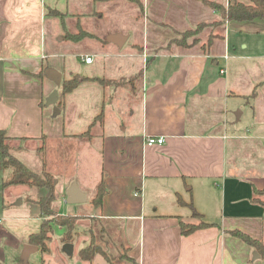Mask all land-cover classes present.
Here are the masks:
<instances>
[{"label": "crops", "instance_id": "crops-1", "mask_svg": "<svg viewBox=\"0 0 264 264\" xmlns=\"http://www.w3.org/2000/svg\"><path fill=\"white\" fill-rule=\"evenodd\" d=\"M52 9L77 17L78 28L92 34L76 53L85 68L74 69L60 56L62 41L75 33L59 38L64 17ZM107 9L111 24L109 18L98 26ZM220 16L200 0H0V130L13 141H32L13 154L27 166L25 153L37 157L35 170L46 168L56 178L69 164L63 145L79 140L86 146L81 161L72 158L76 169L66 184L76 182L85 190L83 166L98 161L97 183L85 201L99 218L121 224L118 230L137 232L138 264H262L257 251L229 230L241 229L264 242V206L251 200L254 187L264 188V146L256 142L264 140V110L260 116L256 108L241 125L234 119L237 109H246L243 102L252 105L264 87V20L208 28L204 43L212 30L218 34L209 52L198 44H170L176 30ZM136 23L148 26L147 32L134 31ZM116 34L123 35L122 44L110 40ZM86 55L93 56L91 63L82 60ZM44 65L59 70L63 79L79 74L81 81L63 94ZM140 71L137 90L91 79L127 78ZM256 86L248 103L246 96ZM55 88L59 113L46 104ZM89 129L91 136H79ZM158 136L164 143H146ZM103 176L108 191L96 206L92 200ZM6 189L0 180V264H17L25 259L21 252L31 231L27 224L18 226V233L14 221L37 218L39 231L42 218L32 201L37 212L32 217L6 213ZM46 193L38 189L35 198ZM178 194L193 200L204 220L216 225L182 235L180 221L198 219L188 205L178 204Z\"/></svg>", "mask_w": 264, "mask_h": 264}, {"label": "rangeland", "instance_id": "rangeland-1", "mask_svg": "<svg viewBox=\"0 0 264 264\" xmlns=\"http://www.w3.org/2000/svg\"><path fill=\"white\" fill-rule=\"evenodd\" d=\"M134 4L136 5V11L138 13H141L139 2L136 1L134 2ZM127 11H128L127 13H131L130 10ZM106 13H107L106 18L104 19L105 21L101 22L100 24L98 23V26H103L109 23V18L112 15L111 10L107 9ZM49 19L48 21L51 22L53 21L52 19L50 20ZM62 19L60 20L62 22L61 24L62 29H60L62 35H60L59 38L64 37L66 33L69 32L77 33L80 30V27L78 28L79 20L77 19V17L69 15L67 16V18L64 17V19L63 20ZM112 20L113 19L110 18V24ZM218 20L202 21L201 23L197 24L192 28L185 29V30H190V29H196L198 28V26L201 27L200 31L194 37L189 38V42L192 44L195 41H197L198 42L197 44L202 47L203 44H205L203 40L206 39L207 29L208 28L215 29V27L217 26H213L212 23ZM139 22L143 24V19L139 18ZM137 23L134 24V26L132 27L134 31L139 29L138 32L139 31L141 33L147 32L148 26L143 29V25H140L139 28V26H137ZM152 26H155V24L153 23L151 27ZM185 30H181V31L176 30L177 34L172 38V40L180 37L182 31ZM213 31L214 30H212V32ZM86 42H87L86 37L82 39L76 38V39H67L65 41H62L60 56L62 58H65L68 62L72 63L74 69H76L77 67H79L80 69L85 68V66L80 62V58L76 56V53L85 47ZM73 46L76 47L77 49H73ZM205 51H207L206 48ZM243 103L244 105L242 107L246 106V109L243 108L237 109L234 118L237 122L236 124H240V125L249 121L250 114L253 115V112L256 111V108H258L260 116L262 115V110H264V87L260 90L259 98L254 99V101H252L253 103L252 105H247L245 102ZM254 104L257 107L254 106ZM241 111H245L243 116L240 114ZM253 128L254 131L252 130V133L255 134L256 127L254 126ZM257 130H259L257 131L258 134L263 133V130H260L259 128ZM256 142L259 145L262 144L264 146V140H257ZM9 143L13 147L12 150L18 149L23 145L33 144L32 141L26 143L24 141L22 142L13 141L12 139L9 141ZM67 143L63 145L62 149L64 153L68 155L69 164L66 168H62L64 169V171L60 170L61 174L59 175V177L57 176V180H59V182L56 188V199L52 202V208L55 211H58L59 213L64 212V214H77L80 216L77 219V227L75 229L76 233H74V237L72 241L69 242L73 246V252L72 254H68L65 252L64 250L65 243L62 240V236L65 230H63V228L60 226H55L54 231L51 234V239L49 241V247H50L49 252L42 253V251H39L37 253H33V254L31 253L30 254L31 256L25 259L21 258L18 261H16V263L17 264H85V262L81 259L79 255V250L82 247H84V245L93 242L100 244L101 247L106 252L105 255L101 252L97 253L93 262L94 264H135V260L129 261L128 259H122L120 257L121 255L128 252L129 256L135 257L136 261L138 260L137 256H138L139 244L137 239V232L135 230L133 229L132 231L118 230L119 227H122L121 224L119 223L115 224L113 222H108L107 220L99 218L97 216L98 210H91L89 208V205H87L88 203L86 201L77 202V203L69 202V198H70L69 189L74 183H76V182H71L66 184L68 182V180H66L67 177L73 172L74 169H76L73 166L72 158L74 157V155H77V161H81L87 152L85 148L86 146H83V144L80 143L79 140L75 142L67 141ZM53 147L55 148V145H52L51 151L53 150ZM15 153L17 154V152ZM43 155L44 153L41 154V156ZM56 156H57V151H55V153H52V158H56ZM25 157L29 165L28 167L33 171H36L35 170L36 164L33 163H37L38 161L37 157H33L28 153H25ZM41 158L42 157H40V159ZM49 158H51V155ZM88 165H86L85 167L83 166L84 181H86L87 184L86 183L82 184L85 190H81L86 199L93 193L94 187L97 183V180L95 178V171L98 172V161L92 160ZM79 168L80 166L77 165V169ZM10 175H11V168H8L4 171H0V180L3 181L4 179H8ZM37 193H38V188L31 187L29 185H13L7 187L6 194L4 195V197L6 198V201L9 203V206L8 208H6V213L12 211L14 214H18L19 216L32 217V215L36 214L37 212L34 209L35 204L31 202V198H35L37 196ZM64 198L67 200L66 202L64 201ZM14 222L17 224L16 227L27 226L28 224V231H31V233L37 232V228L39 225V220L37 218L31 219L27 222L25 220H19ZM33 224H35L36 228H33L34 227ZM17 231L18 233H20L21 229L18 227ZM129 246L132 248L128 250L127 248H129ZM23 251L24 249L21 252V257ZM262 264H264V259H262Z\"/></svg>", "mask_w": 264, "mask_h": 264}, {"label": "trees", "instance_id": "trees-1", "mask_svg": "<svg viewBox=\"0 0 264 264\" xmlns=\"http://www.w3.org/2000/svg\"><path fill=\"white\" fill-rule=\"evenodd\" d=\"M95 1L99 2L111 0ZM200 1L208 8H211L214 11L221 13L222 18L216 22H213V26H220L226 21H253L256 19L264 20V0H247V2L243 0H227V2H220L217 0ZM50 13L58 16H63L61 12L54 9H52ZM200 29L201 27L198 26V28L196 29L182 31L180 37L171 40L170 44L175 43L176 45L182 47L194 46L198 42L195 41L191 44L189 42V38L194 37L200 31ZM91 35L92 34L89 31L80 28L77 33L72 35V38L82 39ZM217 36L218 34L211 32L208 41L202 46L204 50L206 48L207 51L205 52H209L212 46V41ZM43 69H45L46 71V65H44ZM40 74L43 75V71ZM83 79H90V77H84ZM91 79H97L100 83H103L106 86L113 84L115 86L126 87L131 90H137L139 87V82H141L143 79V74L142 71H140L134 76L127 78L108 79L106 77H96ZM80 81L81 76L79 74H72L69 78H64L61 84L62 93L66 94L68 92L73 91L79 85ZM257 87L258 86L254 88L253 92L250 95L246 96L248 103H250L251 99L257 95ZM58 107H60L59 101ZM102 115L103 113L100 114L98 118H96L95 122H97L98 119H101ZM91 135V129L79 134V136L82 137ZM44 137L45 136H43V138ZM11 139L12 137L8 135L6 130H0V171H4L8 168H11V175L8 179L3 180V187L7 188L13 185H29L38 189L47 190V193L45 195H42L38 198H31V201L36 203L40 207V217L42 218V221L40 230L37 232H32L29 235L28 241L29 244L39 247L42 253H47L50 250L49 241L51 239V234L54 231V227L60 226L62 228H66L63 233L62 240L64 243H69L72 241L74 233H76L75 229L77 227V219L80 216L75 214H61L52 208V202L56 199V188L58 184L56 176L50 171H48L46 168L43 170L42 173L35 172L30 169L22 160H20L13 154V147L9 143ZM44 148L45 144L42 145L40 151H43ZM98 188V193L94 197L92 202L96 206H102L103 198L108 191L105 185V176L102 177ZM251 200L253 203L261 204L264 206V188L254 187ZM177 202L180 205H188L193 212V217L198 219V222L181 220L180 229L182 235L189 236L197 230L216 225L212 222H207L204 220V215L196 209L193 200L186 201L183 199L181 194H178ZM229 233L233 236L242 239L247 244L252 246L261 256V258L264 259V242L262 240L251 236L249 233L241 229L229 230ZM127 249L129 250L130 248ZM99 252L103 253L104 255L106 254L100 244L90 242L84 245V247L79 250V255L81 259L85 262V264H94L93 262L95 256ZM120 257L122 259H128L129 261L135 260V264H138L134 257L128 255V252L121 255Z\"/></svg>", "mask_w": 264, "mask_h": 264}, {"label": "water", "instance_id": "water-1", "mask_svg": "<svg viewBox=\"0 0 264 264\" xmlns=\"http://www.w3.org/2000/svg\"><path fill=\"white\" fill-rule=\"evenodd\" d=\"M124 39L122 34H116V35H112L110 40H113L119 44H122V40ZM46 75L55 82V84L59 87L62 84L63 81V75L62 73L54 68H48L46 70ZM59 99V90L58 88H55L53 90V92L48 96L47 100H46V104L47 105H53L54 106V111L55 113H59L60 112V108L57 106V102ZM69 193H70V198H69V202L71 203H77V202H83L86 200V198L84 197L81 189L79 188L77 183H74L70 189H69ZM37 250L36 246H33L31 244H27L24 246V251L22 254V257L27 258L28 256H30V254L34 251ZM64 250L66 253L68 254H72L73 252V246L70 243H65L64 245ZM260 255L258 254V252H255V257H259Z\"/></svg>", "mask_w": 264, "mask_h": 264}, {"label": "built area", "instance_id": "built-area-1", "mask_svg": "<svg viewBox=\"0 0 264 264\" xmlns=\"http://www.w3.org/2000/svg\"><path fill=\"white\" fill-rule=\"evenodd\" d=\"M82 60L84 62L91 63L93 61V56H90V55L82 56ZM222 72H225V70H222ZM164 141H165V138L163 136H158V137L147 138L146 143L148 145H154V144H162V143H164ZM136 194H138V193H136Z\"/></svg>", "mask_w": 264, "mask_h": 264}]
</instances>
